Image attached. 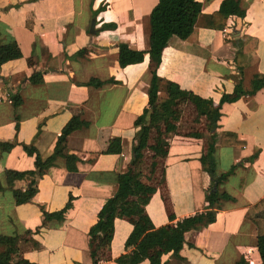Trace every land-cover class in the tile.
I'll list each match as a JSON object with an SVG mask.
<instances>
[{
    "label": "crops",
    "instance_id": "1",
    "mask_svg": "<svg viewBox=\"0 0 264 264\" xmlns=\"http://www.w3.org/2000/svg\"><path fill=\"white\" fill-rule=\"evenodd\" d=\"M198 1L202 14L193 34L187 40L171 39L157 72L213 101L221 112L218 134L235 133L243 145L218 144L214 152L218 175L233 170L221 187L233 200L218 204L215 223L186 234L180 259L164 260L262 264L253 208L264 199V88L255 92L257 81L264 84V0ZM158 3L0 0V47L22 54L0 68V143L14 144L11 151L0 148V255L7 257L10 239L20 237L14 264H94L90 230L118 192L119 175L129 171L136 157L140 127L135 122L148 107L152 80L149 55L141 64L121 68L117 46L148 50L150 15ZM37 73L42 74L38 81L30 82ZM92 79L103 86H86ZM238 85L243 94L221 105ZM18 93L23 103L15 109L12 97ZM74 116L90 126L67 138L52 166L9 186L6 172L35 171L28 149L34 147L46 161ZM199 122L188 132L178 123L162 179L146 207L147 220L135 227L129 216L118 218L107 260L99 264H117L130 252L126 242H138L143 230L169 225L171 216L176 223L207 209L211 178L201 158L214 141L204 119ZM115 139H121L122 152L107 154ZM66 155L76 162L69 163ZM137 169L133 173L142 180ZM32 181L35 197L18 205L13 190L26 191ZM139 228L142 233L136 236Z\"/></svg>",
    "mask_w": 264,
    "mask_h": 264
},
{
    "label": "trees",
    "instance_id": "2",
    "mask_svg": "<svg viewBox=\"0 0 264 264\" xmlns=\"http://www.w3.org/2000/svg\"><path fill=\"white\" fill-rule=\"evenodd\" d=\"M202 14V4L198 0H159L157 6L150 15V30L148 33V50L135 51L127 44H119L118 61L121 68L141 64L145 56L150 58V71L152 74L151 85L148 93L149 103L135 122L140 127L135 136L133 151L136 158L132 161L129 171L119 175V189L116 195L111 198L105 208L99 214L97 223L90 230L91 256L94 264L107 260L106 248L110 245L115 230V221L122 216H129L131 224L135 227L139 221L147 220L145 218L146 207L151 200V196L156 192V185L144 182L134 175V169L143 166L147 159V154L152 152V172L160 165L158 158L163 161L168 156L171 136L175 134L178 123L182 118L185 106H191L195 113V122L204 119L206 128L210 132L214 141L208 152L201 158V163L211 178V186L207 190L209 206L204 212L198 213L192 217L174 222L175 218L171 216V224L155 230H143L144 234L138 242L128 240L126 248L129 253L122 255L116 260L117 264H141L149 261L150 264H170V259L181 258L180 254L186 242V234L194 230L208 227L217 221L219 214L218 204L224 200H233L225 191L221 189L222 185L228 180L233 170L224 175H218L217 165L214 158L216 145L223 147L242 146L243 143L238 139L235 133L224 132L218 134L221 112L219 107H215L213 101L204 99L192 91L183 90L178 84L167 81L158 75V69L162 64L163 52L169 45L172 38L187 40L194 32L199 17ZM87 51V50H86ZM85 50L78 54H84ZM248 55V54H245ZM20 52H12L8 46L0 47V68L10 62L20 59ZM42 74H34L30 82L36 83V77ZM86 86L100 88L103 83L92 79ZM264 88L260 81L256 82L255 92ZM243 94L241 86L236 88L233 97L225 96L221 105L226 102H234ZM23 103L20 94L12 97V105L16 109ZM90 126V123L84 121L80 116H74L64 127L55 150V153L43 161L38 151L31 147L28 149L31 156L35 157V171L15 172L7 171L6 178L8 185L13 187L17 181H22L27 177H35L36 171L45 167L52 166L54 160L63 154L61 146L69 136L74 132ZM14 144L0 143L1 150L11 151ZM121 139H115L110 144L107 154H120L122 152ZM67 161L76 162L77 158L71 155L65 156ZM152 179H149V181ZM159 184V183H157ZM164 184V183H163ZM35 181L29 185L26 191L13 190V194L18 205L29 203L36 195L37 190L34 187ZM71 201L63 212L71 207ZM253 221L258 227L259 244L262 264H264V199L254 206ZM49 218L48 215H46ZM137 235L142 233V229L137 230ZM135 236V237H136ZM23 239L16 236L10 239L11 245L8 255H0V264H14L13 259L20 254L19 244ZM194 247V245H191ZM165 256H171L169 260H164ZM25 264H30L25 262ZM241 264H246L241 261Z\"/></svg>",
    "mask_w": 264,
    "mask_h": 264
},
{
    "label": "rangeland",
    "instance_id": "3",
    "mask_svg": "<svg viewBox=\"0 0 264 264\" xmlns=\"http://www.w3.org/2000/svg\"><path fill=\"white\" fill-rule=\"evenodd\" d=\"M195 117L196 116H195V113L193 112V108L191 106H185L184 113L182 114V118L180 120V125L183 127L180 126V128H183L187 132L190 128L191 129L199 128L201 126V123L195 122ZM151 156H152V152L147 154V159L145 163L143 164L142 167L138 168L137 171H139V175L142 181L151 183L153 185H157V183H159L162 179L161 175H162V170L164 168L163 166L164 163L162 160H160V158H158L157 161L159 162L160 165L157 167V169L153 173L152 167H151V164H152ZM149 179H152V180L149 181Z\"/></svg>",
    "mask_w": 264,
    "mask_h": 264
},
{
    "label": "water",
    "instance_id": "4",
    "mask_svg": "<svg viewBox=\"0 0 264 264\" xmlns=\"http://www.w3.org/2000/svg\"><path fill=\"white\" fill-rule=\"evenodd\" d=\"M136 158V157H135Z\"/></svg>",
    "mask_w": 264,
    "mask_h": 264
}]
</instances>
